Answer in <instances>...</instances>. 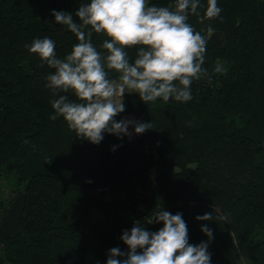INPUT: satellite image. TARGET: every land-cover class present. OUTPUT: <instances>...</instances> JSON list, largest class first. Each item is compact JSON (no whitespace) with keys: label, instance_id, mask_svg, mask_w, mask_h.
Masks as SVG:
<instances>
[{"label":"trees","instance_id":"1","mask_svg":"<svg viewBox=\"0 0 264 264\" xmlns=\"http://www.w3.org/2000/svg\"><path fill=\"white\" fill-rule=\"evenodd\" d=\"M87 3L0 0V174L17 182L0 202V264H86L90 249L106 264L110 249L127 250L122 234L164 205L182 214L189 244L208 242L204 224L213 230L210 264H264V0H217L219 16L203 23L200 0L188 23L207 40V75L193 80L192 99L144 104L126 94L117 122L130 115L151 128L105 133L98 145L75 137L62 117L50 119L54 70L29 51L48 37L57 58L70 54L79 41L51 13L79 23L75 12ZM104 39L94 34L98 50ZM126 51L134 60L136 50ZM95 208L102 219L91 221ZM209 212L216 221L196 219Z\"/></svg>","mask_w":264,"mask_h":264},{"label":"clouds","instance_id":"2","mask_svg":"<svg viewBox=\"0 0 264 264\" xmlns=\"http://www.w3.org/2000/svg\"><path fill=\"white\" fill-rule=\"evenodd\" d=\"M199 7L200 0H175L170 6H149L148 0H90L75 12L79 23L73 14L53 10L56 24L66 26L79 42L63 59L57 58L55 42L48 37L34 40L29 48L54 70L46 77V87L57 97L51 101L55 115L50 119L62 117L75 137L98 145L105 133L122 138L151 128L152 123L127 118L117 122L115 118L125 111L126 94L138 95L144 104L158 98L191 100L193 80L207 75L202 68L207 40L188 23ZM221 11L217 0H207L200 23L215 19ZM94 34L106 37L100 45L103 51L94 45ZM126 49L136 50L134 60ZM196 219L216 221L212 212ZM152 223L163 227L146 230L145 225ZM201 231L208 242L189 244L182 214L158 206L144 222L135 221L130 232L122 234L127 250L110 249L106 264H210L213 230L204 224Z\"/></svg>","mask_w":264,"mask_h":264},{"label":"rangeland","instance_id":"3","mask_svg":"<svg viewBox=\"0 0 264 264\" xmlns=\"http://www.w3.org/2000/svg\"><path fill=\"white\" fill-rule=\"evenodd\" d=\"M217 64L221 67V63L217 62ZM124 118L134 120L132 116L126 115ZM16 180L12 174H0V202L5 204L9 198L13 195L16 190ZM170 205H164L163 210L167 211ZM91 221L101 220V212L95 208L91 213ZM86 264H98L94 259L93 252L90 249L87 253ZM239 264H247L245 261H241Z\"/></svg>","mask_w":264,"mask_h":264}]
</instances>
